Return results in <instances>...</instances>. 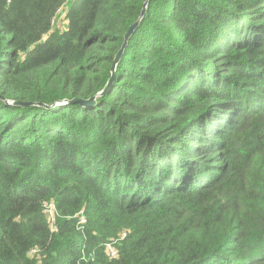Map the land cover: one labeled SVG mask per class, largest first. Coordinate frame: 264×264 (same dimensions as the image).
Instances as JSON below:
<instances>
[{"label":"trees","instance_id":"trees-1","mask_svg":"<svg viewBox=\"0 0 264 264\" xmlns=\"http://www.w3.org/2000/svg\"><path fill=\"white\" fill-rule=\"evenodd\" d=\"M144 2L0 0V96L59 103L0 98V264H264V0H150L100 94Z\"/></svg>","mask_w":264,"mask_h":264},{"label":"water","instance_id":"water-1","mask_svg":"<svg viewBox=\"0 0 264 264\" xmlns=\"http://www.w3.org/2000/svg\"><path fill=\"white\" fill-rule=\"evenodd\" d=\"M149 1L150 0H145L138 20L136 22H134L133 24H131L129 26V28L126 30V32L124 34L123 44H122L121 48L119 49V51L117 52V54H116V56L114 58V62H113L112 68H111V72H112L111 73V77L108 80V83H107L106 87L104 88V90L100 94L106 93L111 88L112 83H113V81H114V79L116 77L117 65L120 62V59H121V57H122V55H123V53H124V51H125V49H126V47L128 45V42H129L130 38L133 36L135 31L139 27L141 19L144 17V15L146 13V9H147V5H148ZM0 98L4 99L2 96H0ZM96 98H97V96H93V97H91L90 99H87V100H84V99H81V98H76V99H73L72 101L73 102H79L80 104L85 105V106H92V105H94L96 103ZM66 101H68V100H65V103H68ZM6 102L8 104H15V105H21V106L38 105V106L45 107V108H53V107H55V106H57L59 104L58 102H56V103H54L52 105H47V104H44V103L18 102V101H11V100H7Z\"/></svg>","mask_w":264,"mask_h":264},{"label":"rangeland","instance_id":"rangeland-1","mask_svg":"<svg viewBox=\"0 0 264 264\" xmlns=\"http://www.w3.org/2000/svg\"><path fill=\"white\" fill-rule=\"evenodd\" d=\"M63 17L64 16H57V18L54 20V25H58V26H61V28H64L66 23H65V20L63 19Z\"/></svg>","mask_w":264,"mask_h":264},{"label":"built area","instance_id":"built-area-1","mask_svg":"<svg viewBox=\"0 0 264 264\" xmlns=\"http://www.w3.org/2000/svg\"><path fill=\"white\" fill-rule=\"evenodd\" d=\"M51 209L53 210V208L51 207ZM114 254V252H112Z\"/></svg>","mask_w":264,"mask_h":264}]
</instances>
